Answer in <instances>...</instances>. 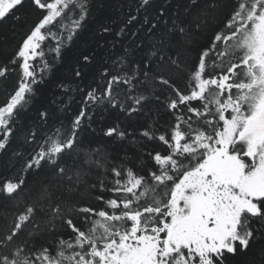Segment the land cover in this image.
Returning <instances> with one entry per match:
<instances>
[{"label":"snow or ice","instance_id":"snow-or-ice-1","mask_svg":"<svg viewBox=\"0 0 264 264\" xmlns=\"http://www.w3.org/2000/svg\"><path fill=\"white\" fill-rule=\"evenodd\" d=\"M0 264H264V0H0Z\"/></svg>","mask_w":264,"mask_h":264},{"label":"trees","instance_id":"trees-1","mask_svg":"<svg viewBox=\"0 0 264 264\" xmlns=\"http://www.w3.org/2000/svg\"><path fill=\"white\" fill-rule=\"evenodd\" d=\"M2 99H3V93L0 92V100H2Z\"/></svg>","mask_w":264,"mask_h":264}]
</instances>
